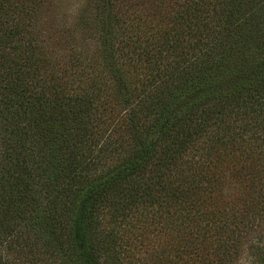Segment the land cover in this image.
<instances>
[{
	"label": "trees",
	"instance_id": "obj_1",
	"mask_svg": "<svg viewBox=\"0 0 264 264\" xmlns=\"http://www.w3.org/2000/svg\"><path fill=\"white\" fill-rule=\"evenodd\" d=\"M264 264V0H0V264Z\"/></svg>",
	"mask_w": 264,
	"mask_h": 264
},
{
	"label": "rangeland",
	"instance_id": "obj_2",
	"mask_svg": "<svg viewBox=\"0 0 264 264\" xmlns=\"http://www.w3.org/2000/svg\"><path fill=\"white\" fill-rule=\"evenodd\" d=\"M247 264V263H246Z\"/></svg>",
	"mask_w": 264,
	"mask_h": 264
}]
</instances>
